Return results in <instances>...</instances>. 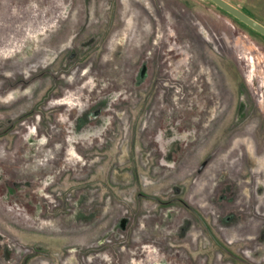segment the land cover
Here are the masks:
<instances>
[{
  "label": "rangeland",
  "instance_id": "1",
  "mask_svg": "<svg viewBox=\"0 0 264 264\" xmlns=\"http://www.w3.org/2000/svg\"><path fill=\"white\" fill-rule=\"evenodd\" d=\"M0 264H264V36L210 0H0Z\"/></svg>",
  "mask_w": 264,
  "mask_h": 264
},
{
  "label": "water",
  "instance_id": "2",
  "mask_svg": "<svg viewBox=\"0 0 264 264\" xmlns=\"http://www.w3.org/2000/svg\"><path fill=\"white\" fill-rule=\"evenodd\" d=\"M217 7L230 14L234 18L238 19L240 22L264 36V25L249 16L243 10L237 8L226 0H210Z\"/></svg>",
  "mask_w": 264,
  "mask_h": 264
},
{
  "label": "trees",
  "instance_id": "3",
  "mask_svg": "<svg viewBox=\"0 0 264 264\" xmlns=\"http://www.w3.org/2000/svg\"><path fill=\"white\" fill-rule=\"evenodd\" d=\"M39 164H40V163H39ZM221 182H222V181H219V183H221ZM159 221H160V220H159ZM156 222H157V221H156ZM158 224L160 225L161 223H158ZM149 230H150V232H152L151 229H149ZM149 230H148V231H149ZM153 232H154V231H153ZM154 233H155V232H154ZM158 238H159V237H158ZM158 238H157V239H158Z\"/></svg>",
  "mask_w": 264,
  "mask_h": 264
}]
</instances>
